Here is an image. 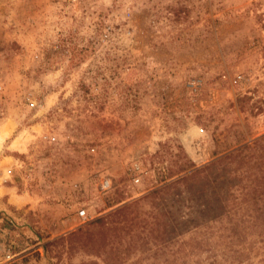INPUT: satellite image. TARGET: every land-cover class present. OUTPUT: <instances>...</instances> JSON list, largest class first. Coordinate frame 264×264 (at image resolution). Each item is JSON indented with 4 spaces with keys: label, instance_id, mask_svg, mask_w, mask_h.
Wrapping results in <instances>:
<instances>
[{
    "label": "rangeland",
    "instance_id": "obj_1",
    "mask_svg": "<svg viewBox=\"0 0 264 264\" xmlns=\"http://www.w3.org/2000/svg\"><path fill=\"white\" fill-rule=\"evenodd\" d=\"M217 174L227 238L193 227ZM259 192L264 0H0V264H147L128 206L209 237L185 264H264Z\"/></svg>",
    "mask_w": 264,
    "mask_h": 264
},
{
    "label": "trees",
    "instance_id": "obj_2",
    "mask_svg": "<svg viewBox=\"0 0 264 264\" xmlns=\"http://www.w3.org/2000/svg\"><path fill=\"white\" fill-rule=\"evenodd\" d=\"M203 171L196 170L180 178L177 183L186 181L189 177H194ZM222 178L223 176L217 174L209 181V183L214 184V186L211 189V199L206 209L203 211L207 216V221L204 220L203 223H198L193 226L195 230L206 227L208 230L203 232V234L206 235V233H210V238H215L216 234H220L219 237L221 238H227L228 236L224 235L226 231L224 220H232L233 216L237 213V210H233V215L232 213L231 215L227 214L228 211L226 210L225 198L215 192ZM220 188L222 189V187ZM259 195L262 197L258 198V202L260 201L263 204H260L258 208L250 210L252 212L250 216H254L255 220L248 228H253L254 234L260 239L259 241L264 243V192H259L258 197ZM130 208L131 207L128 206L119 211L118 214H121L123 219L119 222H113L115 225L107 228L106 231L114 232L115 238L121 231L129 235L126 242V250H124V252L127 257L135 253H140V256L143 255V258L139 257L137 259V263L146 260L147 264H183V262L185 264L188 257L194 252L210 250L212 243H210L209 237L204 239L199 236H194L190 241L181 240L184 233L178 229L179 222L175 224L174 221L170 222L167 219L169 216L168 211L162 212L155 206L153 210L147 213L146 218L137 220L136 213H134L133 210H128ZM121 222L122 224H120ZM96 223L103 224L104 220H98ZM236 223L231 227V241L233 244L235 242L233 241V237L239 233L237 231L238 224ZM221 231H223V233H221ZM86 239L91 241L94 240L93 245H102L105 242L104 238L98 239L97 241L96 234L94 235L92 233L88 234ZM115 250H117V252L114 257L119 258L120 255L118 252L121 251V247L117 245Z\"/></svg>",
    "mask_w": 264,
    "mask_h": 264
},
{
    "label": "built area",
    "instance_id": "obj_3",
    "mask_svg": "<svg viewBox=\"0 0 264 264\" xmlns=\"http://www.w3.org/2000/svg\"><path fill=\"white\" fill-rule=\"evenodd\" d=\"M102 189L103 190H108L110 187H111V183L109 180L105 179L103 182H102V185H101ZM79 217L80 218H87L88 217V213H87V210L82 207L80 210H79Z\"/></svg>",
    "mask_w": 264,
    "mask_h": 264
},
{
    "label": "bare ground",
    "instance_id": "obj_4",
    "mask_svg": "<svg viewBox=\"0 0 264 264\" xmlns=\"http://www.w3.org/2000/svg\"><path fill=\"white\" fill-rule=\"evenodd\" d=\"M7 128H8V126H7ZM7 128H5V130H3L2 132H3V133H7V132L9 131V129H8V131H7ZM2 132H1V133H2ZM7 134H8V133H7ZM5 135H6V134H5Z\"/></svg>",
    "mask_w": 264,
    "mask_h": 264
},
{
    "label": "crops",
    "instance_id": "obj_5",
    "mask_svg": "<svg viewBox=\"0 0 264 264\" xmlns=\"http://www.w3.org/2000/svg\"><path fill=\"white\" fill-rule=\"evenodd\" d=\"M12 199V198H11Z\"/></svg>",
    "mask_w": 264,
    "mask_h": 264
}]
</instances>
